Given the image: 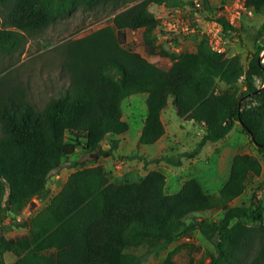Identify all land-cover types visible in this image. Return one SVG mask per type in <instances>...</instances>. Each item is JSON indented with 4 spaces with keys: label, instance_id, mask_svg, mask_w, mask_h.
<instances>
[{
    "label": "trees",
    "instance_id": "16d2710c",
    "mask_svg": "<svg viewBox=\"0 0 264 264\" xmlns=\"http://www.w3.org/2000/svg\"><path fill=\"white\" fill-rule=\"evenodd\" d=\"M105 3L130 5L115 14L114 26L65 45L71 81L63 93L38 108L21 90L0 92V206L9 213L25 214L34 198L43 199L50 177L78 147L108 156L102 142L110 134L128 132L122 104L134 94L146 95L148 109L139 145L154 144L166 133L162 112L173 98L180 118L206 129L197 151L225 139L240 122L264 156V86L255 85V78L264 76V44H256L247 67L240 55L218 54L205 39L179 54L161 49L159 20L149 7L184 8L191 0H0V53L14 55L26 44V33L80 7ZM248 5L258 11L264 0H249ZM221 22L226 36L234 31ZM128 30L141 31L146 53L172 57L171 66L164 69L126 48ZM220 84L226 88L220 90ZM261 172L256 156L237 153L217 194L207 192L196 178L168 194L160 170L117 184L101 164L78 169L47 206L20 221L28 229L25 234L0 237V264H10L5 253L15 256L11 264H140L133 249L146 246V255L160 256L189 231L198 229L212 239L209 228L219 240L209 260L199 264H264V205L255 197L249 206L231 205ZM213 209L224 211L221 220L208 223L197 217ZM162 264H177L173 251Z\"/></svg>",
    "mask_w": 264,
    "mask_h": 264
},
{
    "label": "rangeland",
    "instance_id": "374dc122",
    "mask_svg": "<svg viewBox=\"0 0 264 264\" xmlns=\"http://www.w3.org/2000/svg\"><path fill=\"white\" fill-rule=\"evenodd\" d=\"M191 1L192 4L184 8L171 9L164 5H151L149 10L159 20L156 35L157 30H161L162 20L172 14L187 17L196 24L210 19L213 11L215 12L218 6L225 2V0H208V4L199 8L196 7L194 0ZM128 5L130 4L126 6ZM126 6L105 3L88 9L80 7L42 30L26 33L27 42L20 51L11 56L0 53V92L21 90L38 108H43L52 97L63 93L70 85L71 75L66 68V57L63 52L65 45L104 26H114L115 14ZM263 24L264 8L256 10L253 17L244 19L240 28L227 34L228 50L224 55H240L243 64L247 67L256 44H264V33H260ZM202 39L204 38L199 35L186 38L181 44V51L170 53L192 51ZM158 41L162 43L161 49L165 50V42ZM126 48L140 52L148 60L164 69H168L173 61L172 57L159 52L154 55L147 54L142 43L141 31H127ZM166 51L169 50L166 49ZM240 85L244 89V86ZM255 85L258 88L263 87L264 76L256 77ZM225 88L224 84H220V90ZM122 109L124 119L129 123V130L121 135H108L103 140L102 149L110 154L105 156L95 152L89 153L82 147H78L75 154L63 159V168L50 177L47 195L43 199H33L37 205L30 214L26 213V208L25 214L14 215L8 212L4 204L0 206V237L25 234L28 229L20 227V221L47 206L51 198L63 187L70 173L97 164L103 165L110 180L117 184L139 181L148 172L160 170L166 176L168 194L178 193L183 184L191 178L198 179L207 192L217 194L229 176L233 156L237 153H248L261 161L262 172L259 176L249 179L245 192L232 201L231 205L249 206L252 197L258 198L264 205V156L240 122L236 123L225 139L208 142L197 151L206 133L205 127L180 118L173 98H170L162 112L166 133L154 144L139 145L141 130L148 114L146 95L134 94L127 97L123 101ZM177 163L180 165H176ZM223 216L224 211L220 209L197 215L199 220H205L208 223L219 221ZM208 230L213 233L212 239H208L198 229L189 231L188 234H181L160 256L146 255V246L132 251L141 256L140 264H162L169 251H173V259L177 264L189 262L199 264L203 259L209 260V254L215 252L219 240L217 232L212 228ZM4 258L10 264L15 260L12 253H5Z\"/></svg>",
    "mask_w": 264,
    "mask_h": 264
},
{
    "label": "built area",
    "instance_id": "2783aa9c",
    "mask_svg": "<svg viewBox=\"0 0 264 264\" xmlns=\"http://www.w3.org/2000/svg\"><path fill=\"white\" fill-rule=\"evenodd\" d=\"M248 2L249 0H225L215 12L213 11L210 19L196 24L187 17L172 14L162 20L161 30H157L158 38L165 42V50H169L170 53L181 51V44L186 38L199 35L207 40L214 52L224 54L228 50V37L221 19L225 20L233 30H237L245 18L254 16L255 11ZM194 3L199 8L204 5L202 0H194ZM263 56L264 51L261 57Z\"/></svg>",
    "mask_w": 264,
    "mask_h": 264
},
{
    "label": "water",
    "instance_id": "95a60500",
    "mask_svg": "<svg viewBox=\"0 0 264 264\" xmlns=\"http://www.w3.org/2000/svg\"><path fill=\"white\" fill-rule=\"evenodd\" d=\"M242 101L240 102V105L242 104ZM36 205H37L36 201L35 200H32L30 202V204L28 205L27 209H26V213L27 214H30Z\"/></svg>",
    "mask_w": 264,
    "mask_h": 264
},
{
    "label": "crops",
    "instance_id": "0c3cea01",
    "mask_svg": "<svg viewBox=\"0 0 264 264\" xmlns=\"http://www.w3.org/2000/svg\"><path fill=\"white\" fill-rule=\"evenodd\" d=\"M123 119H124V115H123ZM163 120V119H162ZM110 135H112V134H110ZM98 165V164H97Z\"/></svg>",
    "mask_w": 264,
    "mask_h": 264
}]
</instances>
